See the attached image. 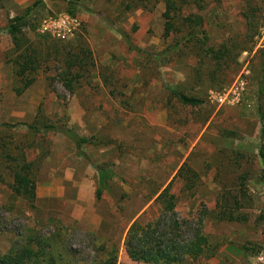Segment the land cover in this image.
<instances>
[{
    "label": "rangeland",
    "instance_id": "obj_1",
    "mask_svg": "<svg viewBox=\"0 0 264 264\" xmlns=\"http://www.w3.org/2000/svg\"><path fill=\"white\" fill-rule=\"evenodd\" d=\"M37 1L41 5L28 18L34 30H24L28 40H60L42 26L69 18L73 25L62 41L83 39L92 53L94 68L75 94L54 81L52 71L37 76L21 96L14 93L15 57L5 28ZM202 1L205 9L200 14L211 44L243 32V14L255 16L259 29L253 47L240 54L222 87L205 83L189 91L194 85L190 58L173 64L166 59L156 66L142 53L160 54L173 43L172 38H162L161 1L123 13L122 0H0V150L23 149L34 161L37 196L31 209L11 193L0 153V177L5 182L0 181V257L14 246L48 239L52 246L74 252L78 264H96L111 255L116 264H143L126 257L124 239L133 223L158 219L162 209L156 198L165 188L170 186L181 218H197L203 210H214L222 189L235 192L239 178L246 176L252 200L245 212L248 223L205 219L204 233L235 245L252 242L251 253L226 243L210 259L196 257L183 264H264V186L258 183L264 98L261 118L257 75L258 53L264 51V0ZM104 78L109 90L124 97H111ZM169 88L199 95L205 104L183 107L171 98ZM222 95L223 100L217 98ZM45 121L93 142L77 150L62 134L29 132L28 126ZM31 144L34 150L28 148ZM96 167L115 176L100 200L95 198ZM180 169L192 189H186L190 182L178 175Z\"/></svg>",
    "mask_w": 264,
    "mask_h": 264
},
{
    "label": "trees",
    "instance_id": "obj_2",
    "mask_svg": "<svg viewBox=\"0 0 264 264\" xmlns=\"http://www.w3.org/2000/svg\"><path fill=\"white\" fill-rule=\"evenodd\" d=\"M126 1L123 13L133 9H147L151 1H161L164 5L163 40L172 38V45L160 54L144 53L129 45L130 50L140 51L145 54V60L156 66L168 60L167 64L175 63V60L190 58L191 77L193 91L195 86L208 83L211 87H222L226 83L227 72L238 66V58L242 52L249 51L258 34L259 23L255 16L243 14L245 29L240 33L230 35L219 44H211L210 38L204 29L205 20L200 14L205 9L202 0H122ZM41 1L35 2L30 8L9 22L5 33L10 36L12 43V55L15 57L11 62L14 66V80L16 87L14 93L21 96L35 82L37 76L45 72L53 73V80L57 81L70 95L75 94L78 86L86 82L94 68L92 53L86 42L82 39L66 42V40L36 39L30 41L24 34L25 29L34 30L30 26L28 18L33 10L41 5ZM72 7L74 2H67ZM192 6L196 9H193ZM68 15L73 16L74 10L68 8ZM145 61V62H147ZM146 66V63H145ZM50 67V68H49ZM258 113L263 117L264 98V51L258 53ZM107 78H104V87L108 89L111 97H124L109 90ZM171 98L175 99L183 107L192 109L205 104L204 98L197 95H189L176 89H168ZM127 105V104H126ZM129 106L127 105L126 108ZM29 132L34 136L59 133L70 139L80 150L85 145H91L92 139L79 136L71 129L57 127L45 121L41 126H28ZM34 150V145L28 146ZM27 149V148H26ZM2 165L10 178L5 184L11 193L26 201L31 209L35 207L36 182L34 174V161L23 149L2 148L0 150ZM238 156V154H236ZM240 155V154H239ZM262 164V170L258 183L264 186V152L258 153ZM37 161V158H34ZM97 173L98 187L95 192L96 200H100L103 193L108 191V182L115 176L102 169L95 168ZM179 174L184 180L190 182L187 190L193 188L190 179ZM189 171V170H188ZM186 173H189L186 171ZM192 178H196L193 173ZM246 176L239 178L235 192L222 189L216 199L215 208L212 211L203 210L198 217H180L176 211V198L165 188L156 198L160 204L162 213L157 220L146 225L137 222L129 228L123 243L126 257L135 263L143 264H183L187 259L205 257L210 259L215 256L218 249L227 242L219 238L213 240L204 233V221L213 219L218 223H235L246 225L249 216L247 209H251L252 200L246 187ZM195 226V228H194ZM48 241V242H47ZM240 251L250 252L249 246L255 245L247 242L243 245H235ZM251 253V252H250ZM69 248L64 249L57 245L52 246L49 240L37 239L35 242L23 243L14 246L8 253L0 257V264H78L75 262ZM96 264H116L115 256L98 260Z\"/></svg>",
    "mask_w": 264,
    "mask_h": 264
},
{
    "label": "built area",
    "instance_id": "obj_3",
    "mask_svg": "<svg viewBox=\"0 0 264 264\" xmlns=\"http://www.w3.org/2000/svg\"><path fill=\"white\" fill-rule=\"evenodd\" d=\"M70 25H73V21H70L69 18H61L58 21H48L45 22L42 26L45 29L49 28L51 32V35L57 39L63 40L65 39V36L70 33ZM238 88L240 90H243V83L240 82L238 85ZM237 93V91H234L233 94ZM225 97V95L217 96V98L222 99ZM220 101V100H219Z\"/></svg>",
    "mask_w": 264,
    "mask_h": 264
},
{
    "label": "crops",
    "instance_id": "obj_4",
    "mask_svg": "<svg viewBox=\"0 0 264 264\" xmlns=\"http://www.w3.org/2000/svg\"><path fill=\"white\" fill-rule=\"evenodd\" d=\"M37 197V196H36Z\"/></svg>",
    "mask_w": 264,
    "mask_h": 264
}]
</instances>
